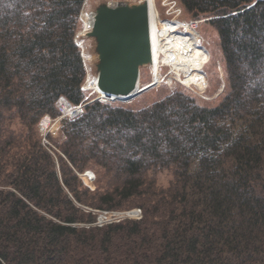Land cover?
I'll list each match as a JSON object with an SVG mask.
<instances>
[{
    "label": "trees",
    "instance_id": "trees-1",
    "mask_svg": "<svg viewBox=\"0 0 264 264\" xmlns=\"http://www.w3.org/2000/svg\"><path fill=\"white\" fill-rule=\"evenodd\" d=\"M179 1L212 16L222 97L203 105L176 88L137 110L91 101L61 120L62 155L33 125L60 96L85 97L83 0H0V264H264V0ZM86 167L109 185L83 187ZM165 171L142 219L80 224L94 216L81 204L111 208Z\"/></svg>",
    "mask_w": 264,
    "mask_h": 264
},
{
    "label": "rangeland",
    "instance_id": "rangeland-1",
    "mask_svg": "<svg viewBox=\"0 0 264 264\" xmlns=\"http://www.w3.org/2000/svg\"><path fill=\"white\" fill-rule=\"evenodd\" d=\"M103 1L107 0H84L80 9L81 14L84 11L87 13L95 11L98 6L103 3ZM156 2L159 16L162 18L161 20H168L173 24L175 23L178 25L176 30L179 32L188 30L195 32L198 40L200 41V47L203 51L207 52V56L204 57V63L200 70L192 75L193 82L186 81L184 79V73L180 71L176 72L168 61H160L158 70L155 72L154 68H152L149 62H147L140 66L139 79L141 85L149 83V88L124 100H109L102 97L98 94L99 92L87 84L90 78L97 75L100 65V50L97 36L95 34H84V22L82 19H79L74 39H76L75 41L78 44L85 66V77L81 83V86L83 87L82 89L85 92V97L82 102L80 101L81 103H72L68 102V99L65 96H60L55 102L58 112L55 115L43 113L39 117L36 124L33 125V128L35 127L40 143L46 149L62 154L57 146V143L60 142L63 137L60 129L61 120L67 116L75 117L76 115L81 114L83 112L84 105L91 101L99 100L104 103L119 104L124 107L137 110L162 98L164 95L174 91L176 88H181L190 92L196 97L195 100L199 104L203 105L216 104L222 97L227 89L228 81L226 78L225 61L220 47L219 35L216 27L209 22L212 16H209L208 14L193 16L190 12H187L184 9L179 0H156ZM152 13L153 12L151 11L149 12V18H152ZM183 22L189 23V26ZM161 41L163 42L165 39H162ZM158 54L162 55L163 52ZM163 56L164 54L161 58ZM157 58L160 60V57ZM154 75L157 76L156 83H153ZM63 104L69 108L71 113L63 111ZM76 105L81 107V110L78 112L75 110L77 108ZM16 119L17 118H14L12 120L13 126H11V130L19 132L22 126L16 124ZM85 171H91V173H93L91 174L92 178L90 181H86L87 179L85 180ZM96 171L98 170L93 167H86L83 171L78 172V175L82 180L83 187L93 190L97 184L103 186L109 185L106 184L108 182L106 178L103 179L105 184L100 183L103 181L98 180L100 176L96 174ZM166 173L167 172L165 171L163 173L156 174L155 178L157 183L154 187L150 188L147 184H143L139 188L141 192L138 190L127 198L115 196L113 199L114 206L111 208L106 207V205L101 207H90L88 205L81 204L85 209L92 211L94 216L92 221L81 222L80 224L85 226L104 227L108 223H125L127 221L142 219L145 213V206L143 204L146 202L149 203L153 197L158 196V194L162 191V188L167 187L170 175L168 174V177ZM160 182L163 185H160Z\"/></svg>",
    "mask_w": 264,
    "mask_h": 264
},
{
    "label": "water",
    "instance_id": "water-1",
    "mask_svg": "<svg viewBox=\"0 0 264 264\" xmlns=\"http://www.w3.org/2000/svg\"><path fill=\"white\" fill-rule=\"evenodd\" d=\"M95 12L91 35L97 36L100 50L97 88L125 97L134 90L140 66L151 53L147 5L103 2Z\"/></svg>",
    "mask_w": 264,
    "mask_h": 264
},
{
    "label": "bare ground",
    "instance_id": "bare-ground-1",
    "mask_svg": "<svg viewBox=\"0 0 264 264\" xmlns=\"http://www.w3.org/2000/svg\"><path fill=\"white\" fill-rule=\"evenodd\" d=\"M155 1L148 3L149 12H153L152 18L150 20V40L152 43L150 57L146 60L154 68V72L158 70L160 61H168V63L175 69V71H180L184 73L185 80L191 82L188 77H191L194 73L200 70L204 63V57L207 56V52L203 51L199 45L200 41L197 36L192 34V31L179 32L176 30L177 25L173 24L171 21L161 20L158 17V9L155 5ZM110 4V5H115ZM81 18L84 22V34H92L93 26L96 20V12L92 13L82 12ZM159 29V30H158ZM160 31V32H159ZM160 34V35H159ZM165 39V41H161ZM163 52L164 56L158 53ZM158 54V55H157ZM157 57H160L158 60ZM167 59H165V58ZM158 60V61H157ZM155 80L157 76L154 75ZM89 86H92L97 91V81L96 77L90 78L87 82ZM147 85H141L138 81L134 91L126 95V98H130L134 93H141ZM100 95L106 99L114 100L116 98L114 95L105 93L104 91H99ZM124 97V95L120 96ZM68 103V102H67ZM77 106V105H76ZM65 111L68 112L69 108L64 107ZM81 110L80 106H77L76 112ZM91 171H85L84 177L86 181L91 180Z\"/></svg>",
    "mask_w": 264,
    "mask_h": 264
},
{
    "label": "built area",
    "instance_id": "built-area-1",
    "mask_svg": "<svg viewBox=\"0 0 264 264\" xmlns=\"http://www.w3.org/2000/svg\"><path fill=\"white\" fill-rule=\"evenodd\" d=\"M143 1H146L147 3H151L153 0H108L107 1V4L109 5V4L118 3V2H125V3L131 4V3H141ZM183 23H185L187 26H189V23H187V22H183ZM62 106H63V111L66 112L65 109H64V107H67V106L65 104H63ZM67 113H71V112L68 111Z\"/></svg>",
    "mask_w": 264,
    "mask_h": 264
},
{
    "label": "crops",
    "instance_id": "crops-1",
    "mask_svg": "<svg viewBox=\"0 0 264 264\" xmlns=\"http://www.w3.org/2000/svg\"><path fill=\"white\" fill-rule=\"evenodd\" d=\"M189 78V77H188Z\"/></svg>",
    "mask_w": 264,
    "mask_h": 264
}]
</instances>
